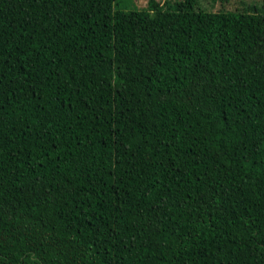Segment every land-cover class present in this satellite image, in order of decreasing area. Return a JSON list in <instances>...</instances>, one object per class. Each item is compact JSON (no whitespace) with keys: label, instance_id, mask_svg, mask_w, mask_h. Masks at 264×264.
Instances as JSON below:
<instances>
[{"label":"trees","instance_id":"1","mask_svg":"<svg viewBox=\"0 0 264 264\" xmlns=\"http://www.w3.org/2000/svg\"><path fill=\"white\" fill-rule=\"evenodd\" d=\"M0 264H264V4L0 0Z\"/></svg>","mask_w":264,"mask_h":264},{"label":"rangeland","instance_id":"2","mask_svg":"<svg viewBox=\"0 0 264 264\" xmlns=\"http://www.w3.org/2000/svg\"><path fill=\"white\" fill-rule=\"evenodd\" d=\"M165 1V0H160ZM120 8L126 10L143 9L147 5L148 0H117ZM257 3L264 4V0H201V6L209 10L217 11L219 9H238L245 4Z\"/></svg>","mask_w":264,"mask_h":264}]
</instances>
